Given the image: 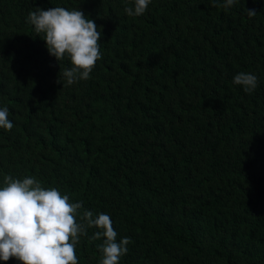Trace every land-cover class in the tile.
Masks as SVG:
<instances>
[{
	"label": "trees",
	"instance_id": "obj_1",
	"mask_svg": "<svg viewBox=\"0 0 264 264\" xmlns=\"http://www.w3.org/2000/svg\"><path fill=\"white\" fill-rule=\"evenodd\" d=\"M219 3L151 0L130 17L131 0H0V108L14 125L0 128V187L35 177L83 202L78 223L108 214L130 238L119 264H264V0ZM55 6L102 32L101 59L70 86L57 83L69 58L27 22ZM239 72L257 76L251 94ZM96 231L78 264H99Z\"/></svg>",
	"mask_w": 264,
	"mask_h": 264
},
{
	"label": "clouds",
	"instance_id": "obj_2",
	"mask_svg": "<svg viewBox=\"0 0 264 264\" xmlns=\"http://www.w3.org/2000/svg\"><path fill=\"white\" fill-rule=\"evenodd\" d=\"M150 2L131 0L132 6L126 7L125 12L130 17L143 15ZM237 3L238 0H223V7L227 10ZM213 6L219 7V0H213ZM246 12L249 18L257 14L254 9L246 8ZM27 22L46 42L51 56L59 63L67 56L71 62V68L61 69L57 83H61V76L69 86L89 79L101 59L102 32L93 19L80 9L55 6L47 10L35 7ZM233 83L251 94L258 86V78L239 72ZM8 114L7 106L0 108V128L11 131L14 125ZM82 208L83 202H70L69 196L55 187L45 189L35 177L21 180L6 176L4 186L0 187V260L15 258L20 264H78L76 246L80 236L87 235L88 228H96L99 231L90 239L102 240L97 245L101 253L99 264H119L120 258L127 254L130 238L117 241L118 233L106 213L94 215L84 210L80 215L83 222L78 223L77 213Z\"/></svg>",
	"mask_w": 264,
	"mask_h": 264
}]
</instances>
